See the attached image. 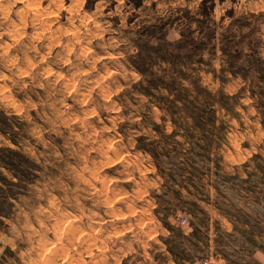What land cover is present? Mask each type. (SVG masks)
<instances>
[{"label":"rangeland","instance_id":"1","mask_svg":"<svg viewBox=\"0 0 264 264\" xmlns=\"http://www.w3.org/2000/svg\"><path fill=\"white\" fill-rule=\"evenodd\" d=\"M0 264H264V0H0Z\"/></svg>","mask_w":264,"mask_h":264},{"label":"built area","instance_id":"2","mask_svg":"<svg viewBox=\"0 0 264 264\" xmlns=\"http://www.w3.org/2000/svg\"><path fill=\"white\" fill-rule=\"evenodd\" d=\"M185 221V219H181V222H184ZM204 263H206V261H204Z\"/></svg>","mask_w":264,"mask_h":264}]
</instances>
